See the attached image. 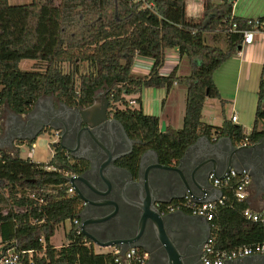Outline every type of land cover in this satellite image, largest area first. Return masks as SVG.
<instances>
[{
	"label": "trees",
	"instance_id": "trees-1",
	"mask_svg": "<svg viewBox=\"0 0 264 264\" xmlns=\"http://www.w3.org/2000/svg\"><path fill=\"white\" fill-rule=\"evenodd\" d=\"M148 1L151 8L133 0H31L16 5L0 0V113L4 104L14 113H26L47 94L65 104L88 106L104 90L110 113L137 141L119 161L133 173L146 149L155 151L160 164L170 165L199 136L228 137L235 145L263 137L264 73L248 133L228 120L220 126L206 123L202 109L207 97H220L214 72L237 52L245 30L264 31V16L234 15L235 0H203L199 19L187 17L186 0ZM168 48L188 59L187 75H177L176 69L161 74ZM136 55L152 58L148 74L132 72ZM23 59L34 60L31 69L19 67ZM174 83L186 88L183 124L160 132L158 116L143 112L139 94L150 87L169 90ZM87 165L70 162L61 148L44 163L0 150V245L44 248L46 257L36 259L37 264H114L111 254L96 252L73 223L79 221L82 201L68 193L67 178ZM238 180L231 178L222 187L224 203L209 222L216 248L264 240V223L246 218L247 200L233 195ZM65 220L72 222L66 243L55 247L50 239Z\"/></svg>",
	"mask_w": 264,
	"mask_h": 264
},
{
	"label": "flooded vegetation",
	"instance_id": "flooded-vegetation-1",
	"mask_svg": "<svg viewBox=\"0 0 264 264\" xmlns=\"http://www.w3.org/2000/svg\"><path fill=\"white\" fill-rule=\"evenodd\" d=\"M99 93H105L99 90ZM93 97V98H94ZM55 95H44L42 101L24 114L22 118L14 119L5 131V140L17 139L18 136H30L35 131L54 132L57 142L61 140L70 150L66 151L58 143L53 149L61 148L72 163L86 161L87 167L79 174L77 182L82 195L87 200L82 201L79 223L86 221V230L102 242H119L121 247L135 246L144 254L143 264H172L173 252L169 251L163 238L167 237L181 264H203L202 253L207 238L211 233L209 223L185 209L168 210L165 205H149L146 208L148 217H141L137 206V196L125 185L128 180L123 167L119 165L121 158L130 154L135 143L130 147L124 140L117 120L110 113V103L106 109V118L100 122V127L87 129L83 121L81 108L78 104H66V109ZM89 106V105H88ZM29 113V114H28ZM118 121V120H117ZM53 127H60L55 130ZM3 131V133H4ZM131 139V138H130ZM264 146L261 144V148ZM146 149L144 166L154 162V156ZM125 152L128 154L121 155ZM142 152V153H143ZM54 153V150H53ZM109 184L103 179L101 167ZM264 165V164H263ZM102 172V173H103ZM125 186V196L121 197V188ZM262 187L264 188V178ZM116 201L117 211L112 201ZM159 211L163 216L162 224L155 221L154 214ZM182 211L184 214H182ZM223 264H264V255L253 254L234 260H226Z\"/></svg>",
	"mask_w": 264,
	"mask_h": 264
},
{
	"label": "water",
	"instance_id": "water-1",
	"mask_svg": "<svg viewBox=\"0 0 264 264\" xmlns=\"http://www.w3.org/2000/svg\"><path fill=\"white\" fill-rule=\"evenodd\" d=\"M44 96V95H43ZM43 96L37 98L33 106L42 101ZM66 109L69 107L66 104H62ZM108 106V99L105 93H99L93 98L92 103L81 108L80 112L83 117V121L86 124L87 129H94L100 127V122L106 118V109ZM10 110V109H9ZM10 116L8 122L5 124V131L10 123L14 119L22 118L24 114L14 113L10 110ZM29 114V113H28ZM119 125V128L123 134L124 140L131 147L136 140L130 139L126 134L123 125L113 120ZM55 130L60 127H53ZM165 122H160V132L165 131ZM4 134L0 135V150H3L7 145L13 146L14 139L5 140ZM41 129L35 131L30 136H18L20 140H33L40 133ZM62 136L59 142L52 144L53 147L58 146V143L66 151L70 149L62 143ZM264 142V136L253 144H241L235 145L228 137H220L217 140H211L204 136H199L196 141L191 144L183 153V155L170 165L160 164L157 158V154L153 150L148 152L154 156V162L147 166H144L145 156L147 152H143L139 157L138 168L135 173L123 168L128 176L126 181L134 194L137 196V206L139 212L142 213L141 217H148L146 214V208L149 205L156 203L169 204L173 200L182 199L186 195L196 202L213 201L221 197L222 191L212 185L210 175L216 178H223L230 169H235L240 172L243 168L247 169L250 176H252V182L256 186H262L264 178V146L261 148V144ZM125 152L121 155L128 154ZM103 163L101 167V174L103 179L109 184L106 179L103 169L105 167ZM103 172V173H102ZM81 175H71L67 178L70 185L73 187L75 194L83 201L87 202L82 195L80 189L77 186L78 180ZM258 178V179H257ZM121 197L125 202H128L125 196V186L121 188ZM115 207L112 215L117 211V202L112 201ZM182 214L184 212L182 211ZM82 218V214L79 213V219ZM155 221L158 224H162L164 216L156 211L154 214ZM204 222L208 223L204 218ZM87 222L83 221L79 223L78 228L80 233L88 239L93 245L98 247L107 248L113 245H119V242H102L95 238L86 230ZM169 251L173 252L172 264H181L176 255V250L167 237L163 238ZM129 247V246H127ZM127 247H124L127 248ZM3 264H16V263H3Z\"/></svg>",
	"mask_w": 264,
	"mask_h": 264
},
{
	"label": "crops",
	"instance_id": "crops-1",
	"mask_svg": "<svg viewBox=\"0 0 264 264\" xmlns=\"http://www.w3.org/2000/svg\"><path fill=\"white\" fill-rule=\"evenodd\" d=\"M202 11L203 0H186L187 17L199 19ZM232 13L244 18L257 19L264 16V0H235ZM182 61L188 64L182 69L185 70L184 73H181ZM149 68L148 64L141 63L133 66L132 72L143 76L148 74ZM173 69H176L177 75H187L190 72V65L188 59L180 56L177 49L168 48L165 50V63L161 74L167 75ZM262 73H264V31L256 30L241 43L237 52L214 72L213 79L220 97L205 99L202 109L203 121L220 126L224 120H228L240 125L244 132L248 133L253 125L250 116L255 114L256 92ZM139 96L145 114L158 116L160 122L164 121L165 127L170 129L177 130L182 127L186 99V88L183 85L174 83L169 90L143 88ZM232 116H236V120L232 121ZM211 140L215 141L217 138ZM14 145L13 147H16ZM246 200L255 211L264 208V188L256 186L252 182V176Z\"/></svg>",
	"mask_w": 264,
	"mask_h": 264
},
{
	"label": "built area",
	"instance_id": "built-area-1",
	"mask_svg": "<svg viewBox=\"0 0 264 264\" xmlns=\"http://www.w3.org/2000/svg\"><path fill=\"white\" fill-rule=\"evenodd\" d=\"M140 4V7H152V3L148 0H133ZM253 30H245L243 32V40L250 37ZM153 64L152 58L136 55L133 60V66L139 64ZM134 104V101H130ZM231 120H236V116H232ZM245 144V143H243ZM73 175V174H71ZM69 175V176H71ZM68 176V177H69ZM239 177L238 182L233 187L232 192L237 200H246L249 195V188L251 184V176L247 169L243 168L240 172L235 169L230 171L223 178H216L210 175L211 183L214 187L222 189L223 186L227 185L231 178ZM69 188V194H75L73 187L67 181ZM222 191V190H221ZM225 196L222 194L221 197L213 201L196 202L189 196H185L182 199H176L169 204L156 203L157 205H165L168 210L173 209H185L192 212L201 218H204L208 223L212 221L215 210L218 204H223ZM243 215L253 221H260L264 223V208L258 211L253 210L250 206H247L243 210ZM75 225H79V221L75 219L73 221ZM79 229V228H78ZM80 232V230H79ZM111 254L114 264H143L145 254L135 246H129L123 248L118 245L107 247L105 251ZM253 254L264 255V240L260 243L252 245H243L233 249L216 248L215 247V234L211 231L207 241L203 247L202 263L203 264H223L226 260H234L236 258L245 257ZM46 257L45 249H17L15 246L4 247L0 245V264L3 263H16V264H37L36 259Z\"/></svg>",
	"mask_w": 264,
	"mask_h": 264
},
{
	"label": "rangeland",
	"instance_id": "rangeland-1",
	"mask_svg": "<svg viewBox=\"0 0 264 264\" xmlns=\"http://www.w3.org/2000/svg\"><path fill=\"white\" fill-rule=\"evenodd\" d=\"M31 0H8L9 4L16 5V4H25L29 3ZM55 3L58 2V0H53ZM185 61V59H183ZM181 63V73H184L185 66H188L187 63L183 62ZM34 64V60L31 59H23L20 61L19 67L21 69H31ZM86 69V65L82 64L80 65V70L84 71ZM173 87V86H172ZM10 110L8 107L4 104L1 107V113H0V134H4L3 131L6 127V123L9 120L10 116ZM251 123L254 119V114L250 116ZM20 140V139H19ZM57 142V136L54 134V132H48L43 131L37 135L36 138L33 140H21L16 141L14 144L16 147L13 146H6L5 151L9 152L10 154H18L19 157L27 158L29 157L31 160H34L36 162H48L50 158L53 155V148L52 144ZM14 145V146H15ZM72 222L70 220H65L63 223H60L54 232V235L51 237L50 242L55 247H60L62 244L66 243V232L71 228ZM94 249L96 252H103L106 250V248L98 247L94 245Z\"/></svg>",
	"mask_w": 264,
	"mask_h": 264
}]
</instances>
